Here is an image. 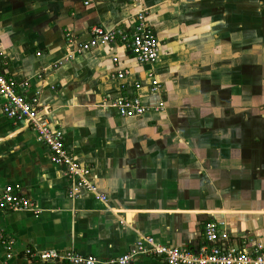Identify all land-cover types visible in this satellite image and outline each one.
Masks as SVG:
<instances>
[{
  "label": "crops",
  "instance_id": "0c3cea01",
  "mask_svg": "<svg viewBox=\"0 0 264 264\" xmlns=\"http://www.w3.org/2000/svg\"><path fill=\"white\" fill-rule=\"evenodd\" d=\"M191 11L186 0H0L5 63L0 73L26 82L18 93L27 100L37 96L48 108L50 126L62 133L66 150L89 168L88 179L105 197L102 201L84 190L68 197L71 182L63 176L64 166L50 162L29 126L3 115L0 98V194L4 186L19 184V193L39 210H0V230L14 241L9 259L0 246V264H44L23 255L27 248L73 250L106 260L144 237L193 247L204 223L214 219L226 220L238 236L264 243V207H244L240 214L227 208L188 210V199L203 197L205 181H210L196 176L200 161L216 159L211 123L207 128L212 132L204 129L199 135L188 126L189 115L207 112L185 108L197 88L186 87L190 72L199 71L191 56L208 42L216 19ZM139 12L161 44L154 65L138 63L120 43L66 55L67 34L84 43L93 26L131 31ZM150 70L159 82L158 93L150 91ZM119 97H138L144 105L160 100L165 108L123 118L107 106ZM137 264L166 263L161 257L138 256Z\"/></svg>",
  "mask_w": 264,
  "mask_h": 264
},
{
  "label": "rangeland",
  "instance_id": "374dc122",
  "mask_svg": "<svg viewBox=\"0 0 264 264\" xmlns=\"http://www.w3.org/2000/svg\"><path fill=\"white\" fill-rule=\"evenodd\" d=\"M207 1L186 0L191 13L213 16L216 23L208 42L191 56L199 71L190 72L186 87L197 88L185 108L207 112L189 115L188 126L199 135L211 130V123L216 159L200 161L196 176L210 181H205L203 197L188 199V210L227 208L240 214L244 207H264V1ZM211 132L204 139H210Z\"/></svg>",
  "mask_w": 264,
  "mask_h": 264
},
{
  "label": "built area",
  "instance_id": "2783aa9c",
  "mask_svg": "<svg viewBox=\"0 0 264 264\" xmlns=\"http://www.w3.org/2000/svg\"><path fill=\"white\" fill-rule=\"evenodd\" d=\"M89 4L88 1L84 5ZM133 30L126 31L114 26L105 28L93 26L89 31V39L84 43H75L67 34V53H79L93 47L120 43L129 50L140 64L154 65L159 57L161 44L153 31L145 22L143 12L137 13ZM116 61V58L113 59ZM5 65L0 54V68ZM124 73H127L126 71ZM124 73H118L122 78ZM41 78L40 75H37ZM150 83V91L158 93L160 85L152 70L146 75ZM26 82H17L13 78L0 73L1 112L17 123L24 122L36 134V139L45 145L50 162L64 166L63 176L71 182L68 197L74 198L80 190L91 192L97 199L105 201L97 188L90 182L89 168L79 165L66 150L62 133L52 128L47 120L48 108L41 106L39 98L33 96L25 99L18 89ZM139 88V84H135ZM108 107L114 109L118 116L132 118L142 116L146 112H162L164 103L160 100L144 105L138 97H119L110 101ZM19 184L4 186L0 194V210L6 212L29 211L38 214L39 210L28 198L21 195ZM201 240L193 247L178 248L156 243L151 237L138 240L127 252L115 258L102 260L93 255L79 254L73 250L58 251L55 249L32 251L25 249L23 255L30 260L44 264H137L138 256L161 257L166 264H264V243L250 236H238L231 231L229 223L224 219H214L204 223ZM14 241L0 230V246L6 251V258H11Z\"/></svg>",
  "mask_w": 264,
  "mask_h": 264
}]
</instances>
